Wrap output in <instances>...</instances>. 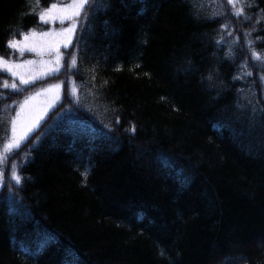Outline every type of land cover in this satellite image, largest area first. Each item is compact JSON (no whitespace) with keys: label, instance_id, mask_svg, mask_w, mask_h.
I'll return each instance as SVG.
<instances>
[{"label":"trees","instance_id":"obj_1","mask_svg":"<svg viewBox=\"0 0 264 264\" xmlns=\"http://www.w3.org/2000/svg\"><path fill=\"white\" fill-rule=\"evenodd\" d=\"M59 2L0 0V55ZM0 179V264H264V0H89L57 73L0 69Z\"/></svg>","mask_w":264,"mask_h":264},{"label":"rangeland","instance_id":"obj_2","mask_svg":"<svg viewBox=\"0 0 264 264\" xmlns=\"http://www.w3.org/2000/svg\"><path fill=\"white\" fill-rule=\"evenodd\" d=\"M72 2L73 0H67L66 3L59 2L54 4L62 8L71 4ZM50 7L51 6L48 8ZM67 21L70 22L67 23ZM55 23L59 24L61 21L59 19L52 21L47 18L43 20L40 18L39 29H33L25 33L30 36V39L28 41V46L24 48L22 54L19 47L12 48L9 46L12 54L14 53L15 56L11 57L0 55V57H3L10 64L23 65V67L17 69V71L23 75L24 79L29 80V83L22 84L20 75L13 76L6 69L2 67H0V69L11 77L13 76L20 84L24 86L48 75L57 73L61 68V50L62 48H66L75 36L77 18H73V20H65L60 25H55ZM73 24H75L74 28H72ZM69 28H72L70 34L68 32H62V29ZM32 33H35V35L33 36ZM45 33L48 35H45ZM25 34L13 40L19 41L20 44L23 45L25 43ZM33 44L36 45V50H30ZM29 61L32 63H26ZM61 92V85L59 83H53L27 94L17 105L14 112L9 141L13 139L12 128L14 120L16 127V138L18 140V146H20L26 137H28L30 133L40 124L47 113L57 104L61 98ZM26 129L30 130L27 131L26 135H23ZM21 136H23L22 139H20ZM15 148H17V146H13L11 150ZM1 184L2 182L0 179V188L2 186Z\"/></svg>","mask_w":264,"mask_h":264},{"label":"snow or ice","instance_id":"obj_3","mask_svg":"<svg viewBox=\"0 0 264 264\" xmlns=\"http://www.w3.org/2000/svg\"><path fill=\"white\" fill-rule=\"evenodd\" d=\"M88 3H89V0H73V2L71 4L66 5L62 8L58 7V5H56V4H52L50 8H46L40 13V18L42 20L47 18V19H50L52 21L59 19L61 21V23H63L65 20L78 17L80 15L81 11L84 9L85 5H87ZM74 27H75V24H73L72 28H74ZM72 28L62 29V32H68L70 34L72 31ZM32 35L34 36L35 33H32ZM45 35H48V34L45 33ZM29 39H30V36L28 34H25V37H24L25 43L23 45H21L19 41H15V40H10L8 43H9V46L12 48L19 47L21 54H22L24 51V48L28 46ZM30 50H36V45L33 44L31 46ZM26 63H32V62L29 61ZM0 67L6 69L13 76L20 75L22 84L29 83V80L24 79L23 75L17 71V69L23 67V65L10 64L3 57H0ZM5 86H7V82H5ZM11 87L16 88L17 85L15 83H13L11 85ZM26 100H27V98H26ZM28 130H30V129H26L23 135H26ZM12 132H13V139L11 141H9V143L7 145H5L6 150H9V151L12 149L13 146L18 147V140L16 138L15 120L13 121ZM22 138H23V136L20 137V139H22ZM86 175H87V173H85V176ZM13 176L16 179L17 183L21 182L20 177L18 175L13 173Z\"/></svg>","mask_w":264,"mask_h":264}]
</instances>
